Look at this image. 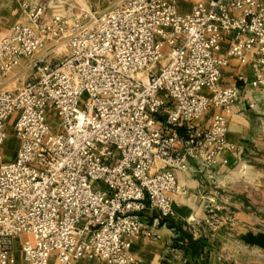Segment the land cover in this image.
Returning <instances> with one entry per match:
<instances>
[{"label":"built area","instance_id":"built-area-1","mask_svg":"<svg viewBox=\"0 0 264 264\" xmlns=\"http://www.w3.org/2000/svg\"><path fill=\"white\" fill-rule=\"evenodd\" d=\"M67 1L19 0L25 18L0 28V144L12 116L20 139L0 162V264H133L148 212L174 216L187 193L178 172L212 176L235 149L241 86L223 68L264 83V0Z\"/></svg>","mask_w":264,"mask_h":264},{"label":"crops","instance_id":"crops-1","mask_svg":"<svg viewBox=\"0 0 264 264\" xmlns=\"http://www.w3.org/2000/svg\"><path fill=\"white\" fill-rule=\"evenodd\" d=\"M110 1V0H108ZM206 0H181L178 4L181 12L190 11L193 4ZM93 5H105V0H91ZM25 18L19 0H0V28L7 31L12 24ZM228 39L222 44L224 53ZM255 73L251 63H241L231 58L223 68V83H238L241 86V99L236 103L229 117L227 141L235 149L226 150L223 159L226 164L218 163L212 176L198 171L191 161L190 169L178 172V181L185 186L187 193L174 195V216H163L158 210L148 212V224L154 229V235L132 238L131 252L135 257L133 264H222L216 256L218 244L215 238L225 240L227 235L207 231V219L211 211L221 218L230 216L243 224L259 220L261 207L264 206V83L251 86L249 83ZM255 101L256 108L248 104ZM211 111L205 113L201 122L209 119ZM12 116L6 125V138L0 144L2 155L0 162L15 159L20 139L13 129ZM207 207H210L209 209ZM224 209L225 211H222ZM223 212V213H222ZM221 213V214H220ZM225 218V219H226ZM199 226H203L199 229ZM191 236L202 243L198 256H190L185 249V238ZM27 236L22 234L15 239V251L21 258L20 244ZM220 247L232 249L223 243ZM223 248V249H222ZM263 252L264 247H260ZM227 249V250H228ZM76 264H109L107 261L82 258Z\"/></svg>","mask_w":264,"mask_h":264},{"label":"rangeland","instance_id":"rangeland-1","mask_svg":"<svg viewBox=\"0 0 264 264\" xmlns=\"http://www.w3.org/2000/svg\"><path fill=\"white\" fill-rule=\"evenodd\" d=\"M49 1V0H46ZM67 1V0H63ZM122 0H105V5H100L101 8H106L112 6L116 2H120ZM67 2H70L69 0ZM67 2H61L57 7L59 9H64L68 7ZM58 3V2H56ZM86 95L84 94L83 97ZM51 118L53 116L50 113ZM208 209L210 207H207ZM216 211V210H215ZM214 210L209 214V221H207V231L209 234L217 233L221 235H227L225 240H220L215 238V242L218 244V252L216 256H220V259L217 258L218 263L227 260L226 263L222 264H264V254L263 252H259L258 249H261L258 245L249 243L246 239L247 235L250 233L252 235H258L261 232H264V206L261 207V212L263 213L259 220H253L248 222L247 225L238 221L237 219H233L231 216L228 218H221L219 216V212L216 213ZM222 211H225L222 209ZM223 213V212H222ZM221 214V213H220ZM203 226H199V229ZM227 243V245L232 242V249L224 248L221 250L220 247L224 246L223 243ZM263 248V247H262ZM223 249V248H222ZM228 249V250H227ZM101 260V259H95ZM104 261V260H101Z\"/></svg>","mask_w":264,"mask_h":264},{"label":"trees","instance_id":"trees-1","mask_svg":"<svg viewBox=\"0 0 264 264\" xmlns=\"http://www.w3.org/2000/svg\"><path fill=\"white\" fill-rule=\"evenodd\" d=\"M202 248V243L194 240L191 236L185 238V249L189 252L190 256H198Z\"/></svg>","mask_w":264,"mask_h":264},{"label":"water","instance_id":"water-1","mask_svg":"<svg viewBox=\"0 0 264 264\" xmlns=\"http://www.w3.org/2000/svg\"><path fill=\"white\" fill-rule=\"evenodd\" d=\"M246 239L249 243L256 244L259 247H264V232H261L258 235H252L249 233Z\"/></svg>","mask_w":264,"mask_h":264}]
</instances>
